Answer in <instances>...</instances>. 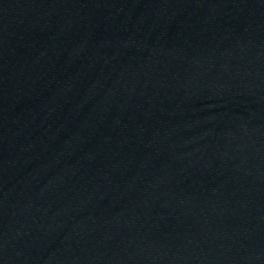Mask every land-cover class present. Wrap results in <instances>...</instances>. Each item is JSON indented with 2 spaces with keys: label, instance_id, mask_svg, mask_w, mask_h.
<instances>
[{
  "label": "water",
  "instance_id": "obj_1",
  "mask_svg": "<svg viewBox=\"0 0 264 264\" xmlns=\"http://www.w3.org/2000/svg\"><path fill=\"white\" fill-rule=\"evenodd\" d=\"M0 264H264V0H0Z\"/></svg>",
  "mask_w": 264,
  "mask_h": 264
}]
</instances>
